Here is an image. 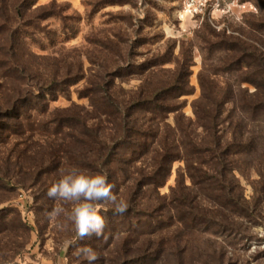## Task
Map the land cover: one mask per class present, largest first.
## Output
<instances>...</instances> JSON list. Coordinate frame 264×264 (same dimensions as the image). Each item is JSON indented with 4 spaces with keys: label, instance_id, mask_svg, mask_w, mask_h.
I'll return each instance as SVG.
<instances>
[{
    "label": "trees",
    "instance_id": "trees-1",
    "mask_svg": "<svg viewBox=\"0 0 264 264\" xmlns=\"http://www.w3.org/2000/svg\"><path fill=\"white\" fill-rule=\"evenodd\" d=\"M37 2L0 0V190L36 189L40 207L52 210L64 204L47 191L68 170L106 174L128 208L103 206V238L77 240L73 230L68 257L77 264H87L82 245L100 257L94 264H236L228 247L264 215V6L244 20L260 43L224 29L199 34L201 93L191 118V45L138 63L128 40L108 37L85 70L81 58L28 46L25 14ZM80 82L88 106L51 111ZM177 161L184 166L162 194ZM27 231L16 207L0 208V264H19Z\"/></svg>",
    "mask_w": 264,
    "mask_h": 264
},
{
    "label": "rangeland",
    "instance_id": "rangeland-1",
    "mask_svg": "<svg viewBox=\"0 0 264 264\" xmlns=\"http://www.w3.org/2000/svg\"><path fill=\"white\" fill-rule=\"evenodd\" d=\"M261 6H264V0H193V3L192 0H38L34 6L38 7L36 11L30 10L25 14L27 22H30L25 27L34 36L28 46L36 53L54 51L59 56L81 58L85 70L94 68L89 56L94 59L100 57V45L108 37L116 41L122 38L128 40L127 45L134 46V57L138 63L152 59L154 55H170V51L177 55L183 42L191 45L195 62L191 76L194 93L184 97V113L194 118L192 103L201 93L198 73L203 61L199 34L208 32L210 28L217 31L224 29L228 34L260 43L258 39L255 40L256 30L248 28L244 20L251 14H257ZM44 15L46 17H42ZM36 17L39 18V25H34L31 20ZM137 84L138 81L133 79L124 87ZM82 85L83 82H80L73 86L70 97L61 96L51 102V111L73 103L88 106V99L79 98L76 93ZM183 166V161L174 163L172 175L161 189L162 194H169L176 183L178 170ZM255 177L254 174L252 178ZM187 183H190L189 179ZM243 185L245 194L250 197L253 194L251 183L243 180ZM37 195H40L37 190L29 187L8 192L0 190V208L16 207L29 230L24 238L26 245L17 256V263L77 264L69 260L70 247L67 251L64 248L65 241L72 240L73 226L63 216L57 220L50 218L48 213L51 209L40 207ZM59 205L57 202L55 206ZM64 207L69 208L70 205L64 204ZM61 224L67 226L61 229ZM254 224H251L247 237L236 248L228 247L236 255V264H264V215ZM13 239L17 240L18 236ZM217 239L221 241V237ZM175 262L171 260L172 264ZM188 264L196 263L190 257Z\"/></svg>",
    "mask_w": 264,
    "mask_h": 264
},
{
    "label": "clouds",
    "instance_id": "clouds-1",
    "mask_svg": "<svg viewBox=\"0 0 264 264\" xmlns=\"http://www.w3.org/2000/svg\"><path fill=\"white\" fill-rule=\"evenodd\" d=\"M113 188L114 185L108 182L106 174H88L81 169L71 168L47 191L49 198L61 201L70 207L55 206L48 215L53 220L63 216L73 226L77 240H84L93 235L103 238L106 227L105 217L101 214L103 206L110 204L114 214L121 215L128 208L124 200H118ZM59 226L63 229L67 225ZM74 243L76 241H65V251ZM77 255L82 256L87 264H94L100 259L89 245L80 246Z\"/></svg>",
    "mask_w": 264,
    "mask_h": 264
},
{
    "label": "crops",
    "instance_id": "crops-1",
    "mask_svg": "<svg viewBox=\"0 0 264 264\" xmlns=\"http://www.w3.org/2000/svg\"><path fill=\"white\" fill-rule=\"evenodd\" d=\"M47 264H50L49 262H47ZM53 264V263H52Z\"/></svg>",
    "mask_w": 264,
    "mask_h": 264
},
{
    "label": "built area",
    "instance_id": "built-area-1",
    "mask_svg": "<svg viewBox=\"0 0 264 264\" xmlns=\"http://www.w3.org/2000/svg\"><path fill=\"white\" fill-rule=\"evenodd\" d=\"M192 3H193V0H192ZM202 8V7H201Z\"/></svg>",
    "mask_w": 264,
    "mask_h": 264
}]
</instances>
